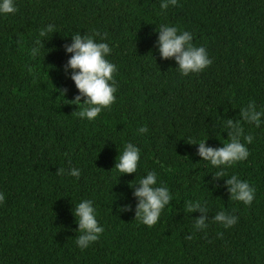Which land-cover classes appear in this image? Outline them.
<instances>
[{"label":"trees","instance_id":"1","mask_svg":"<svg viewBox=\"0 0 264 264\" xmlns=\"http://www.w3.org/2000/svg\"><path fill=\"white\" fill-rule=\"evenodd\" d=\"M160 4L15 0L18 10L0 15V264H264V124L240 116L249 102L264 110V0ZM49 24L54 33L39 37ZM160 24L191 32L212 64L180 75L158 51ZM78 32L99 33L117 66L116 100L92 121L71 104L79 91L71 69L65 73L72 55L65 49ZM37 39L44 47L33 56ZM228 119L253 136L250 155L213 179L218 169L188 142L223 146ZM142 126L148 131L138 134ZM127 142L141 159L136 173L121 175L113 168ZM73 167L78 178L68 174ZM149 170L173 197L152 227L135 219L129 187ZM231 175L256 189L250 206L230 198ZM83 199L93 201L105 230L81 250L73 208ZM188 201L209 212H188ZM125 204L132 210L120 211ZM221 210L238 222L228 229L215 222ZM201 215L208 227L196 230Z\"/></svg>","mask_w":264,"mask_h":264},{"label":"clouds","instance_id":"2","mask_svg":"<svg viewBox=\"0 0 264 264\" xmlns=\"http://www.w3.org/2000/svg\"><path fill=\"white\" fill-rule=\"evenodd\" d=\"M178 2L179 0H161L160 7L162 10H167L170 6H177ZM17 10L15 0H0V15L14 14ZM156 31L159 33L157 45L161 57L174 59L180 75L189 76L192 73H199L212 64L207 49L193 43L191 32L169 24H160ZM50 32L54 33V25L49 24L41 29L39 37H47ZM97 36L100 34L89 35L84 33L81 35L78 32L71 35L72 43L67 45L65 49L67 53L72 54L65 65V73L68 74V69H71L70 79L74 81L79 91V94L71 100L73 102L71 104L80 108L78 112L80 118L89 121L97 118L103 109L115 102L117 91L114 77L117 66L108 59L112 48L103 37L97 40ZM36 45L37 47L31 49L33 56L39 54L40 46L44 47V42L37 39ZM82 98L83 102H81ZM240 116L244 122L254 124L257 128L264 124V110H258L255 102H249L246 108L241 109ZM226 127L230 131H227L228 138L221 147L207 146L206 141L208 139L188 142L192 145H198L197 154L199 157L218 169L213 179L226 176L227 167L247 160L250 155L246 145L253 142V136L243 135L241 121L228 119ZM147 131L146 127L138 128V134H144ZM117 157L118 160L116 158L113 169L121 175L136 173L141 159V149L137 145L127 142ZM68 174L78 178L81 172L79 168L73 167ZM226 185L231 199L249 206L254 201L256 189L237 175H231L227 178ZM129 187L133 189L132 194L137 200L135 219L148 227L156 225L162 210L170 204L173 198L167 185L163 182L158 184V173L155 170H149L135 185H129ZM4 201L5 194L0 192V204ZM186 209L190 213L197 210L201 213L209 212L207 206L202 205L199 201H188ZM119 210L131 211L132 206L125 204ZM73 215L78 224V231L81 233L76 239V244L83 250L97 241L105 229L99 224L96 208L90 199H83L78 202L73 208ZM212 219L228 229L233 227L239 218L221 210ZM207 221L206 215L195 218V229H206L208 227Z\"/></svg>","mask_w":264,"mask_h":264}]
</instances>
